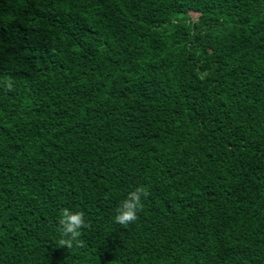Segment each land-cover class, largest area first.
I'll list each match as a JSON object with an SVG mask.
<instances>
[{
  "label": "trees",
  "instance_id": "trees-1",
  "mask_svg": "<svg viewBox=\"0 0 264 264\" xmlns=\"http://www.w3.org/2000/svg\"><path fill=\"white\" fill-rule=\"evenodd\" d=\"M0 264H264V0H0Z\"/></svg>",
  "mask_w": 264,
  "mask_h": 264
},
{
  "label": "clouds",
  "instance_id": "clouds-1",
  "mask_svg": "<svg viewBox=\"0 0 264 264\" xmlns=\"http://www.w3.org/2000/svg\"><path fill=\"white\" fill-rule=\"evenodd\" d=\"M148 191L143 187H136L129 191L115 209L114 221L121 225H128L137 220L143 207V199ZM87 227L85 213L72 207L60 209L58 214V247L72 249L80 242L82 230Z\"/></svg>",
  "mask_w": 264,
  "mask_h": 264
}]
</instances>
